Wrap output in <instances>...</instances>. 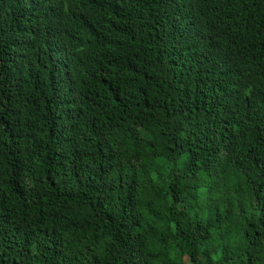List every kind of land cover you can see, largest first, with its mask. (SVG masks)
Here are the masks:
<instances>
[{
	"label": "trees",
	"instance_id": "16d2710c",
	"mask_svg": "<svg viewBox=\"0 0 264 264\" xmlns=\"http://www.w3.org/2000/svg\"><path fill=\"white\" fill-rule=\"evenodd\" d=\"M0 264H264V0H0Z\"/></svg>",
	"mask_w": 264,
	"mask_h": 264
}]
</instances>
